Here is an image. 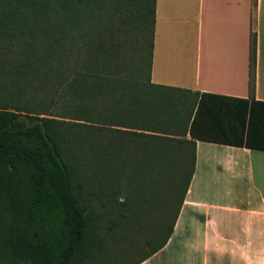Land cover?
I'll return each instance as SVG.
<instances>
[{
	"label": "trees",
	"instance_id": "16d2710c",
	"mask_svg": "<svg viewBox=\"0 0 264 264\" xmlns=\"http://www.w3.org/2000/svg\"><path fill=\"white\" fill-rule=\"evenodd\" d=\"M156 1L0 0V264H140L171 238L197 109L151 81Z\"/></svg>",
	"mask_w": 264,
	"mask_h": 264
},
{
	"label": "crops",
	"instance_id": "0c3cea01",
	"mask_svg": "<svg viewBox=\"0 0 264 264\" xmlns=\"http://www.w3.org/2000/svg\"><path fill=\"white\" fill-rule=\"evenodd\" d=\"M151 81L196 103V166L171 238L140 264H264V0H157Z\"/></svg>",
	"mask_w": 264,
	"mask_h": 264
},
{
	"label": "rangeland",
	"instance_id": "374dc122",
	"mask_svg": "<svg viewBox=\"0 0 264 264\" xmlns=\"http://www.w3.org/2000/svg\"><path fill=\"white\" fill-rule=\"evenodd\" d=\"M143 252H144L143 249L139 250V254L138 253L137 254H130V252H126L124 255H122V259L128 260V259L133 258L135 256L139 257L141 255V253H143Z\"/></svg>",
	"mask_w": 264,
	"mask_h": 264
}]
</instances>
